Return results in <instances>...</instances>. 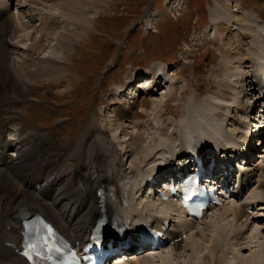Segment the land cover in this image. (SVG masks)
I'll return each instance as SVG.
<instances>
[{
	"label": "bare ground",
	"instance_id": "obj_1",
	"mask_svg": "<svg viewBox=\"0 0 264 264\" xmlns=\"http://www.w3.org/2000/svg\"><path fill=\"white\" fill-rule=\"evenodd\" d=\"M8 1L0 0V264H28L23 257L15 253V248L10 246L11 243L21 242L22 239V209L32 214L46 215L74 242L85 241L90 237L92 228L101 214L107 216L109 225L113 222L124 226L131 220V227H134L141 224L140 220L144 217L153 222L162 219V224L169 219L179 223L169 231L172 239L176 240L169 250L163 248L152 255L136 251L131 260L114 264H128L129 261L131 264H173V260L178 261L183 257L188 260L186 264H224L226 256L236 250L224 246L236 241L238 251L247 249L248 243L252 244V241L245 236L247 231L243 233L242 230L246 227L248 229L250 224H255L257 220L264 222L262 153L255 155L260 157L261 161L257 164L251 162L247 167L248 173L257 181V187L250 190L244 201L217 208L210 216L213 218L209 220L203 218L194 223L178 219L180 215L173 213V206L155 203L149 199L144 202L141 200L142 204L138 206L135 202L138 198L135 189L141 188V183H147L152 176L150 174H157L161 165L175 167L176 164H173L174 161L170 158L174 159L177 153L188 157L191 147L192 151L199 149L208 154L219 147L224 149L225 153L230 145L239 149L240 143L247 144V153L254 149L250 142V137L254 134H245L247 126L240 118L243 116L245 103L239 94L243 92L241 87L248 80V75L255 65L264 67V15L252 12L244 15V18L234 19L231 15L230 20H227L226 17H221L220 12L213 13L212 21L218 33L222 32L224 22L230 26L236 25L234 31L230 30L231 35L226 38L227 41L220 38L226 46L225 57L219 66V80L216 81L220 92L218 95L214 94L213 101H208L206 105L200 104L201 107L193 103L191 106L189 103L184 105L181 109L182 119L174 125V131L171 132L164 124L158 125V136L149 140L145 135L147 128L143 125V117L130 126L126 124L131 114H136L133 105L137 104L138 98L142 96L143 102H140L146 104L148 101L145 99L157 90L156 85L152 83L148 88L146 86L148 81L156 84L164 75L162 69L155 67L148 71L150 75L145 78L146 81L142 79L139 81L142 83L135 85V88L143 86L141 89L134 91V87L130 88L132 101L127 99V102H123L122 98L130 85L117 87L113 100L115 118L107 123L105 129L95 128L91 132L97 136L93 137L90 132L87 135L88 140H83L82 146L80 143L78 147L74 144L65 147L63 156L55 159L58 147L38 131L27 133L25 126L20 125L16 116H8L11 104L3 100L1 93L4 90L7 92V88L12 86L19 96L27 98L37 85L44 83V77L64 80L68 70L63 67L61 58L41 55L51 44L55 49L70 51L83 34L89 33L93 18L89 15L90 11L81 13L60 8L61 14L46 12L43 15L45 25L41 24V29L36 31L38 35H33L35 29L33 34H30V31L19 34L21 30L25 32L24 29L30 26V23L38 20L36 12H26L29 19L23 21L28 20V26L20 22L24 12L15 17L11 16L8 20L5 16L8 12V6H5ZM101 1L90 0L88 5ZM24 2L22 5L26 6V1ZM258 4L257 8L264 14V3ZM256 18L262 21H257ZM31 20L34 21L30 22ZM16 21L22 25L19 26ZM61 23L65 26L68 24L65 32H57ZM255 31L258 32L256 35H259V38H256ZM8 36L16 41L8 40ZM24 41L30 43L23 46L21 43ZM20 49L24 50L23 53L19 52ZM179 72V69H176L173 75L176 76ZM172 78L169 77V80L172 81ZM169 80L162 87L168 84ZM24 83H27V86H24ZM172 86L174 88L176 85L172 82ZM246 95L248 94L243 97ZM162 101L161 99L156 105L154 102L151 105L157 106ZM124 103L128 105L124 107ZM126 108L128 110H125ZM214 116L224 119L223 123L214 122ZM10 125L14 128L10 129L11 137L8 138L5 130ZM220 126H224L223 131ZM109 131L114 132L116 139L123 136L124 142L109 141ZM237 137L238 142L235 140ZM118 145H122V148H117ZM124 151L125 156H128L124 157ZM130 157L132 160L128 161ZM37 184H41L40 189H36ZM255 202H260L259 209L249 216L247 207ZM242 218H246V222L242 223V227H236ZM210 231L214 233L212 245L207 252L200 255L203 249L197 250L200 248L197 240H208ZM226 231L230 237L223 243ZM236 231H239V236L232 237ZM257 232V235H260V228ZM180 237L182 238L177 240ZM258 246L259 250L251 256L237 255V264H264V241H259ZM194 252L197 253L198 261L192 260L195 257Z\"/></svg>",
	"mask_w": 264,
	"mask_h": 264
},
{
	"label": "rangeland",
	"instance_id": "obj_2",
	"mask_svg": "<svg viewBox=\"0 0 264 264\" xmlns=\"http://www.w3.org/2000/svg\"><path fill=\"white\" fill-rule=\"evenodd\" d=\"M24 1L26 6H23ZM89 1H8L9 10L6 13L8 20L11 16L15 17L24 12L20 22L28 26V20L23 21L29 19L26 12H36L38 20H31L30 22L34 21V23H30L25 29L22 27L25 32L21 30L19 34L29 31L33 34L32 31L35 29L33 35H38L36 31L41 29V24L45 25L43 15L46 12L61 14V9L81 13L90 11L89 15L93 18L89 33L83 34L69 49L70 51L55 49L51 44V47L48 46L41 55L61 58L63 67L68 70L64 80L44 77V83L37 85L39 87L36 86L27 98L19 96L12 86L7 88V92L4 90L1 93L3 100L11 104L8 116H16L20 125L25 126L27 133L38 131L58 147L55 159L63 156L65 147L73 144L78 147L80 143L82 146L83 140H88L87 135L91 131L98 127L105 129L107 123L115 118L113 93L118 85L127 87L134 77H136L134 82H138L155 67H159L165 73L155 87L160 90L151 97L144 98L148 101L146 104L140 102L143 100L140 96L137 104L133 105L136 114H131L126 124L130 126L143 117V122L146 123L143 125L147 128L145 135L149 140L158 136V125L164 124L171 132L174 131L176 129L174 125L182 119L181 109L184 105L188 103L190 106L191 103L206 105L220 92L216 81L219 80V66L226 51V46L222 44L220 38H225L227 41L231 35L230 30L234 31L236 25L230 26L224 22L222 32L218 33L213 25V13L220 12L221 17H226L227 20H230L231 15L237 19L244 18V15L252 12L264 15L257 8L258 3H264V0H102L98 4L88 5ZM256 20L262 21L259 18ZM63 25L61 23L57 32H65L68 24ZM256 32L255 35L258 33ZM256 38H259V35H256ZM8 40L14 41L15 38L9 37ZM28 43L30 41H24L21 45L27 46ZM23 51L20 49L19 52L23 53ZM177 68L179 74L170 81L169 77ZM167 80L169 83L162 87ZM172 82L176 85L174 88ZM25 85L27 86V83H24ZM125 92L128 94L130 89ZM124 99L126 102L127 96H124ZM161 99L163 100L161 104L151 105L153 102L156 105ZM36 104L39 105V109H36L38 108ZM214 121L220 123L224 120L215 116ZM10 128L14 127L10 125L5 130L8 138L11 137ZM109 133V141L124 142L123 136L121 139H116L114 132L109 131ZM91 134L93 137L97 136L92 132ZM253 139H255L254 153L264 155V126L260 136H255ZM116 147L122 148V145ZM123 154L124 157L128 156V154L125 156V151ZM256 159L261 161L260 157ZM131 160L132 157L128 159ZM253 187H256V183ZM257 210L258 208L254 209V212ZM211 218L213 217L209 219ZM263 227L264 222L259 221L249 226L245 236L251 239L252 244L248 243L247 249L238 251L236 241L224 246V248L236 249L234 253L226 256L224 264H237V255L251 256L258 251L259 241H264ZM259 228L260 235H257ZM209 234L208 240L202 242L197 240L200 245L197 250L203 249L200 255L207 252L212 245L214 233L210 231ZM196 254L192 260L198 261ZM187 261V258L183 257L178 261L173 260V264H186Z\"/></svg>",
	"mask_w": 264,
	"mask_h": 264
},
{
	"label": "water",
	"instance_id": "obj_3",
	"mask_svg": "<svg viewBox=\"0 0 264 264\" xmlns=\"http://www.w3.org/2000/svg\"><path fill=\"white\" fill-rule=\"evenodd\" d=\"M22 215H23V216H29V214H26V213H23Z\"/></svg>",
	"mask_w": 264,
	"mask_h": 264
}]
</instances>
